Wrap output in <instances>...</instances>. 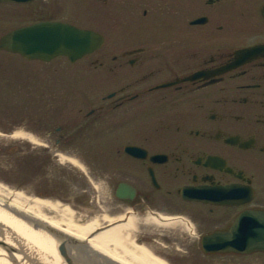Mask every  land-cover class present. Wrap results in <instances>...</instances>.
I'll return each instance as SVG.
<instances>
[{
	"label": "flooded vegetation",
	"instance_id": "1",
	"mask_svg": "<svg viewBox=\"0 0 264 264\" xmlns=\"http://www.w3.org/2000/svg\"><path fill=\"white\" fill-rule=\"evenodd\" d=\"M99 1L109 12L112 0ZM120 9L118 19L100 25L101 29L85 26L99 33L103 42L72 63L83 61L82 71L93 67L105 73L108 81L100 89L110 90L102 97L109 103L90 107L83 116L72 114L69 124L65 119V124L53 130L44 126L43 118L37 120L42 130L25 125L29 137L25 143L42 147L41 151L29 143L23 147L20 188L27 199L75 208L85 203L93 174L92 140L101 132L106 138L109 134L101 150L115 155L113 170L126 171L128 176L116 173L115 181V173L106 170L104 179L114 186L109 197L116 200L118 183L134 192L130 198L127 189V196L118 201L130 210L117 213L124 219L130 214L143 218L177 213L181 216L171 217L182 220L181 229H195L203 223L209 229L197 235L200 250V237L226 229L238 211L264 210V0H122ZM55 10L53 4L46 13ZM258 45L263 49L247 56L238 54ZM108 73L117 76L113 80ZM117 108L123 114L113 122L109 112ZM143 116L147 117L144 122ZM127 122L129 127L124 130ZM120 135L127 137V144L118 145ZM110 140L113 144L107 145ZM50 145L56 150L57 163L66 164L55 169L53 180L46 172L53 165ZM126 146L135 147L140 155H128ZM76 168L82 172L79 185ZM232 185L250 188L247 204L221 206L181 195L186 188L208 192ZM138 228L142 233L137 244L153 247L156 255L169 260L157 250L156 239L169 244L159 236L162 232L156 237L153 228ZM253 255L256 264H264V252L232 257Z\"/></svg>",
	"mask_w": 264,
	"mask_h": 264
},
{
	"label": "rangeland",
	"instance_id": "2",
	"mask_svg": "<svg viewBox=\"0 0 264 264\" xmlns=\"http://www.w3.org/2000/svg\"><path fill=\"white\" fill-rule=\"evenodd\" d=\"M43 1H46L47 5H40L38 1L28 5L1 3L0 36L15 27L35 22L48 14L51 15L50 18L52 20H62L81 27L88 26L101 29L100 25L114 22L118 19L120 12H122V9H120L122 8V0H112V3H109V12L102 8L103 6L99 0L94 2H88L87 0ZM91 3H93V6H91ZM53 4L56 5L55 12L47 14V9ZM39 9L40 11H38ZM119 9L121 10L120 12ZM112 10L113 13L111 14ZM82 63L84 62L70 64L61 57L48 63H41L39 61H27L19 57V55L9 52H0V186L7 188L11 196L19 193L23 197L20 188L22 179L20 158L23 147L26 146V143L36 145L37 149H39L38 151H41L42 147L41 145L33 144L32 141L25 143L26 140L22 139L21 135H19L20 137L17 136L18 133L25 135V125L41 129V123L37 122V120L43 118L44 126H51L48 127V130H53L55 126L65 124L63 122L65 119L66 123L69 124L72 121L69 116L72 114L81 113L83 116L90 107H98L109 103L107 100H103L102 97L110 90L102 89L101 91L100 89L101 85H106L105 82L108 81V78H105V73L96 72L100 69H94L93 67H88L89 69L82 71L80 68ZM108 74L110 76L113 75V80L117 76V74L114 75L113 73ZM91 86H93V89L88 90ZM78 108H82V110L78 112ZM122 114L123 109L118 108L109 112V115H112L110 119L113 122H116ZM140 119L144 122L147 117L143 116ZM56 120L60 121L55 122ZM101 120L99 118V121ZM127 127H129L128 122L125 124L124 130ZM7 130L8 132L11 131L9 135L5 133ZM46 132L47 129L44 130V136ZM126 132L129 133L128 131ZM15 134L16 136H14ZM114 135H116V132ZM45 137L47 139L50 138L47 135ZM108 138L105 137V133L101 132V135L98 134L92 140L91 161L93 174L90 184L91 191L86 196L87 202L78 204L76 208L69 207V205L64 203L59 205L60 208L68 207L72 211V216L69 218L76 223H83L91 217L102 216L103 214L111 215L114 213L118 215V210L122 212L123 210H130L129 206L124 204L120 206L121 202L109 197L114 186L111 181L106 182L104 179L106 170L110 169L112 170L111 173H115L112 176L115 181H117L116 173L128 176L126 171L117 172L118 169L113 170L112 162H115V155L101 150V146L105 147ZM105 139L107 140L105 141ZM44 143L49 144L47 141ZM118 143V145L127 144V137L120 135ZM112 144L111 140L107 143V145ZM13 148H16V152L10 154L9 151ZM44 149L49 150L47 147H44ZM50 149L53 165L47 166L46 172L49 173L48 178L53 180L55 169L59 165L65 167L66 164H58L53 155L56 151L54 146L50 145ZM75 170L76 181L79 185V174H82V172L78 168ZM8 183H14L15 186L8 185ZM81 186L83 187V183H81ZM52 202L55 203V201ZM85 205L87 209H81L85 208ZM60 212H58V215L61 214ZM220 213L225 214V211L221 209ZM52 214L55 213L53 212ZM178 215L180 214L172 213L165 216ZM187 219L191 220L189 217ZM151 228L154 230L152 232L154 236L158 237V233L162 232V235L159 236L166 237L169 241V244H166L164 241L156 239L157 242L163 244L156 243L159 247L157 250L165 252L168 256L169 260L162 259L167 264H256L257 262L254 258L255 255L252 257L202 255L198 249L197 235L209 229L203 223H198L196 230L193 228L180 229L177 226L174 228H163V230L162 228L157 230V226ZM132 238L135 245H138L135 241L137 238L135 234H133Z\"/></svg>",
	"mask_w": 264,
	"mask_h": 264
},
{
	"label": "water",
	"instance_id": "3",
	"mask_svg": "<svg viewBox=\"0 0 264 264\" xmlns=\"http://www.w3.org/2000/svg\"><path fill=\"white\" fill-rule=\"evenodd\" d=\"M30 1L32 0H0L14 3ZM101 43V35L91 30L63 22L44 21L2 35L0 50L18 53L29 60L50 61L56 56H66L74 62L98 48ZM259 48L261 47H255L254 50ZM252 50L243 49L238 54L247 56ZM125 151L130 155L136 154L132 147L125 148ZM120 187H117L116 197L123 198L120 192L124 190ZM125 187L128 189V197H133V190ZM244 193L246 199L241 198ZM184 194V199L202 200L199 196L201 191H191L188 193L190 195L185 197ZM215 196L217 204L239 205L250 199L251 192L239 186H232L230 189L218 188ZM201 242L205 253L249 254L264 251V212L243 211L235 217L229 229L205 235ZM0 264L120 263L100 255L83 242L74 240L56 229L50 230L0 210Z\"/></svg>",
	"mask_w": 264,
	"mask_h": 264
},
{
	"label": "bare ground",
	"instance_id": "4",
	"mask_svg": "<svg viewBox=\"0 0 264 264\" xmlns=\"http://www.w3.org/2000/svg\"><path fill=\"white\" fill-rule=\"evenodd\" d=\"M19 135L22 139L29 140L28 136L22 133L17 134V136ZM1 188L0 193L3 194H0L2 195L0 197V210L4 212L50 230L56 229L74 240L83 242L100 255L110 257L122 264H167L150 249L153 247L135 245L132 237L133 234L136 237L141 235L142 232L138 225L174 228L178 220L176 218L160 219L152 214L137 218L131 215L122 223L114 221L115 218H111L107 214H103L102 216L91 217L83 223H76L69 218L72 216V211L68 207L60 208L58 202L53 203L49 200L42 201L36 198L27 199L19 193L11 196L7 188ZM53 212L55 214H52ZM58 212L61 214L58 215ZM180 221L182 222V220Z\"/></svg>",
	"mask_w": 264,
	"mask_h": 264
}]
</instances>
